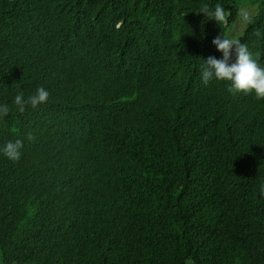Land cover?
Segmentation results:
<instances>
[{
    "label": "trees",
    "instance_id": "obj_1",
    "mask_svg": "<svg viewBox=\"0 0 264 264\" xmlns=\"http://www.w3.org/2000/svg\"><path fill=\"white\" fill-rule=\"evenodd\" d=\"M222 35L264 66V0H0L1 264H264V98L200 82Z\"/></svg>",
    "mask_w": 264,
    "mask_h": 264
},
{
    "label": "clouds",
    "instance_id": "obj_2",
    "mask_svg": "<svg viewBox=\"0 0 264 264\" xmlns=\"http://www.w3.org/2000/svg\"><path fill=\"white\" fill-rule=\"evenodd\" d=\"M201 13L216 22L223 18L222 8L219 4L212 11H208L205 7L201 9ZM242 19L248 22L250 18L247 13H244ZM212 43L220 53V57L208 56L201 59L200 82L207 84L210 80L224 81L228 83L229 92H251L257 99L264 98V66L259 65L253 59L247 46L236 40L225 38L223 35L214 38ZM48 98V90L38 86L34 93L27 98L23 96L22 92H17L13 97L12 104L22 112L26 105L37 107L46 103ZM8 111L7 105H0V114H7ZM21 146L19 139L5 141L0 145V155L10 161H16L20 158ZM259 195L264 198V182L259 187Z\"/></svg>",
    "mask_w": 264,
    "mask_h": 264
},
{
    "label": "rangeland",
    "instance_id": "obj_3",
    "mask_svg": "<svg viewBox=\"0 0 264 264\" xmlns=\"http://www.w3.org/2000/svg\"><path fill=\"white\" fill-rule=\"evenodd\" d=\"M0 262H1V257H0ZM1 264V263H0Z\"/></svg>",
    "mask_w": 264,
    "mask_h": 264
},
{
    "label": "bare ground",
    "instance_id": "obj_4",
    "mask_svg": "<svg viewBox=\"0 0 264 264\" xmlns=\"http://www.w3.org/2000/svg\"><path fill=\"white\" fill-rule=\"evenodd\" d=\"M96 135V134H95Z\"/></svg>",
    "mask_w": 264,
    "mask_h": 264
}]
</instances>
